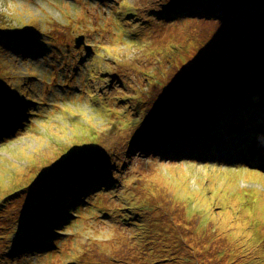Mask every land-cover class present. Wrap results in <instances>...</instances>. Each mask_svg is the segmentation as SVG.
<instances>
[{
  "label": "rangeland",
  "instance_id": "obj_1",
  "mask_svg": "<svg viewBox=\"0 0 264 264\" xmlns=\"http://www.w3.org/2000/svg\"><path fill=\"white\" fill-rule=\"evenodd\" d=\"M175 9L188 16L173 15ZM116 10L125 16L127 26H120ZM0 24L6 28L15 24L18 28L13 31L19 32L0 33L15 43L13 47L0 40L3 94L21 98L19 91L24 89L23 93L37 97L39 105L46 99L48 112L55 108L46 86L56 85L64 96L59 98L61 117L55 131L38 120L43 132H28L19 140L31 152L41 148L33 155L54 144L69 148L63 132L73 135L76 126L97 121L89 127L107 128L102 125L104 118L118 114L112 110L98 114L89 102L108 105L117 102L116 96L122 97L117 106L131 126L158 116V124L146 129L156 138L151 140L154 147L193 142L185 150L192 160L182 154L172 160L149 158L146 168L137 159L139 153L128 152L121 129H114L111 136L104 130L107 139H93L100 146L96 149L112 159L115 170L111 167L108 176L93 169L95 161L76 162L81 166L69 172L65 168L61 177L42 189L37 210V205L25 202L27 192L52 163L37 157L28 161L32 154L16 140L11 143L20 132L4 140L0 143V218L5 217L0 219V264H264V193H258L264 190V174L245 158L248 153L264 159V0H0ZM147 32L155 39L136 40ZM80 33L93 51L96 40L105 34L111 41L103 45L105 49L119 53L98 54L90 63L92 54L74 46ZM93 56L91 61L97 57ZM135 82L140 86L135 87ZM166 83L176 91L163 89ZM160 90L165 97L158 95V101ZM128 96L129 104L136 105L129 111L124 100ZM1 105L2 127L21 117L23 125L35 121V109L14 113L10 105ZM165 115L184 133L173 136L168 124L160 131L159 121ZM241 129L231 138V130ZM14 149L30 155L11 158ZM145 168L142 179L130 184L131 172ZM54 171L51 166L39 179ZM3 174L11 185H5ZM103 179L106 188L98 192Z\"/></svg>",
  "mask_w": 264,
  "mask_h": 264
},
{
  "label": "bare ground",
  "instance_id": "obj_2",
  "mask_svg": "<svg viewBox=\"0 0 264 264\" xmlns=\"http://www.w3.org/2000/svg\"><path fill=\"white\" fill-rule=\"evenodd\" d=\"M173 15H179V12H175ZM159 18H161L162 17V14L160 13L159 14V16H158ZM238 18L240 19L241 17H239L238 16ZM7 40V39H6ZM109 43H111V41L108 39L107 40ZM21 43V42H20ZM18 46H22V48L24 49L25 47H24V45L22 44V45H19L18 44ZM143 52H141L140 53V56H143ZM240 55H242L243 57H246L247 56V54L246 53H244V52H240ZM91 105H93V104H91ZM29 115V113H25V116H26V121H29V119H30V116H28ZM143 121L144 120H140L138 123H136V124H133V128H134V131L136 132V135L137 136H139V132H141L142 131V128H143ZM162 121L163 122H161V121H159L160 122V129H161V127L163 126V128H165V125H166V120L164 121V119H162ZM9 122H12V121H9ZM0 124H2V122L0 123ZM22 124V123H21ZM21 124H19V125H16V123H15V125H14V127L13 128H16V127H18V126H20ZM11 128H12V126H10V128L8 129V132H10V130H11ZM98 130H100L99 132H101V133H98L97 135L99 136V138H101V140H105V136H106V132L104 131V130H106L105 128H104V130H102V128L101 129H98ZM51 131V130H50ZM79 133H80V131H79ZM63 134L64 135H67L65 132H63ZM176 134H177V137H178V133L176 132ZM175 134V135H176ZM42 136H44V134H42ZM135 138H136V136H132V141L133 140H135ZM158 140H159V137H158ZM145 141L147 142V144L148 145H154V144H156V143H154V142H152V141H150L149 139H147V138H145ZM97 141H95L94 142V140L93 139H91V138H89L88 136L87 137H84L83 139H81V143L83 144V146H85V147H88V148H99L100 146L96 143ZM12 143V142H11ZM97 144V145H96ZM190 147H192V145L189 143L188 144ZM140 147V145H138V147H137V149ZM105 151H107V149H105ZM138 152H140L139 150H138ZM164 154H167V153H164ZM144 155V154H143ZM144 156H146V157H150V158H156L157 159V157H158V155H153V156H148V155H144ZM44 157V155H41V157H40V159L41 158H43ZM42 162V161H41ZM68 164H70V165H72V166H75V167H80L81 166V164L80 163H76V161L75 160H73V159H71L69 162H68ZM42 165L44 166V164L42 163ZM3 169H2V167H0V171H2ZM4 174H5V172H4ZM3 174V175H4ZM136 174L138 175V176H140L141 174H142V171H140V172H138L137 173V171H136ZM56 179H58V178H54L53 179V182H54V180H56ZM103 181H104V179H103ZM114 183L116 182V180H114L113 181ZM12 183L11 182H7L5 185L6 186H8V185H11ZM34 193L36 194V192L34 191ZM256 193L257 192H253V194L254 195H256ZM258 193H264L263 191H260V192H258ZM172 198H175V197H172ZM177 199V202H179V200H178V198H176ZM256 204H258V205H260V202L259 203H256ZM157 217H159V215L157 216ZM0 219H5V217H2V218H0ZM167 218H165V220H166ZM168 220V219H167ZM82 235V234H81ZM25 239H27V238H29V237H24ZM76 241L78 242V243H83V241H82V239L81 238H78V239H76ZM88 249V248H87ZM42 250L43 251H47L48 250V248L47 247H43L42 248ZM80 250V247L77 245L76 246V251L78 252ZM81 251H85L84 250V248H81ZM88 252H89V250H88ZM20 253V252H19Z\"/></svg>",
  "mask_w": 264,
  "mask_h": 264
},
{
  "label": "trees",
  "instance_id": "obj_3",
  "mask_svg": "<svg viewBox=\"0 0 264 264\" xmlns=\"http://www.w3.org/2000/svg\"><path fill=\"white\" fill-rule=\"evenodd\" d=\"M15 20H17V19H15ZM18 21V20H17ZM17 25H19V21H18V24ZM17 25H15V26H17ZM2 25L0 24V29H1V31H0V33H8V35H16L17 33H19V32H17V31H13V30H9V31H5V30H8L6 27H1ZM3 28V29H2ZM17 29V28H16ZM148 34H147V36H145L143 33L141 34V37H140V40L141 39H148V40H151L152 39V32H147ZM8 35H5V36H0V40H5V41H8V42H10L12 45H13V47H15V43L13 42V40H12V38H8L7 36ZM7 39V40H6ZM262 46H260V48H261ZM5 50V49H4ZM142 50H144V47L141 49V51ZM6 51V50H5ZM254 50H252V52H253ZM249 53L251 52V51H248ZM7 53H9V51H7ZM114 53H119V52H114ZM263 80V79H262ZM1 87V89L3 88L2 87V85L0 86ZM163 89H170L169 91H176V89L175 88H170V87H167V83L162 87ZM0 89V102L2 103V105H1V108L4 106V105H10L11 103H12V101H13V99H12V97H10V95H9V93H11V92H9V93H7V94H3V91ZM12 91V90H11ZM19 104H21L20 102H19Z\"/></svg>",
  "mask_w": 264,
  "mask_h": 264
},
{
  "label": "water",
  "instance_id": "obj_4",
  "mask_svg": "<svg viewBox=\"0 0 264 264\" xmlns=\"http://www.w3.org/2000/svg\"><path fill=\"white\" fill-rule=\"evenodd\" d=\"M82 38H80V40H81Z\"/></svg>",
  "mask_w": 264,
  "mask_h": 264
}]
</instances>
